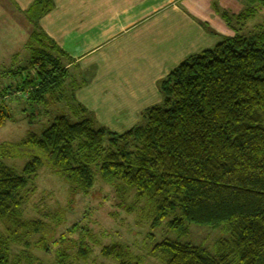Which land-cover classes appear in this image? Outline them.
<instances>
[{"label":"trees","instance_id":"obj_1","mask_svg":"<svg viewBox=\"0 0 264 264\" xmlns=\"http://www.w3.org/2000/svg\"><path fill=\"white\" fill-rule=\"evenodd\" d=\"M54 8L53 0H35L24 13L32 27L31 60L0 73V82L13 83L0 84V128L12 119L6 99L15 90L25 106L45 109L28 114L31 121L50 119L22 143L0 144V220L10 226L0 237V264H16L12 246L30 230L39 232L38 222L24 220L22 207L44 167L73 193H89L102 178L127 213L151 223L147 239L165 225L151 251L164 264H264V25L183 61L159 82L162 102L119 134L75 99L79 84L66 55L40 25ZM15 158L28 159L22 170L6 164ZM189 225H224L230 235L209 251L182 240ZM79 253L85 258L88 249ZM101 255L119 264L146 261L120 243L104 246ZM57 260L69 264L65 251Z\"/></svg>","mask_w":264,"mask_h":264},{"label":"crops","instance_id":"obj_2","mask_svg":"<svg viewBox=\"0 0 264 264\" xmlns=\"http://www.w3.org/2000/svg\"><path fill=\"white\" fill-rule=\"evenodd\" d=\"M34 1L13 0L28 24L25 49ZM53 1L40 25L66 55L75 99L119 134L162 102L159 82L183 61L264 25V0Z\"/></svg>","mask_w":264,"mask_h":264},{"label":"rangeland","instance_id":"obj_3","mask_svg":"<svg viewBox=\"0 0 264 264\" xmlns=\"http://www.w3.org/2000/svg\"><path fill=\"white\" fill-rule=\"evenodd\" d=\"M20 15L13 0H0V73L17 71L19 67L28 66L31 60V55L23 46L25 38H28V24ZM17 81L21 83L20 79ZM0 84L7 87L13 83L3 80ZM7 96V109L12 119L0 128V144L9 142L18 145L28 133H40L50 119L39 116L31 121L28 114L45 109L25 106L26 98L17 95L16 90ZM60 107L68 111L64 106ZM5 162L22 170L28 159H7ZM72 188L47 167L40 170L37 180L25 194L27 200L22 207L24 220L38 222L36 227L39 232L30 230L31 235L28 237L23 231L20 232L25 240L12 246V262L59 264L57 253L65 251L69 256V264H119L101 254L104 246L120 243L128 246L133 255L146 258L145 264H164L153 256L152 250L155 240L164 238L165 225L155 228V240L147 239L152 233L151 223H140L136 215L127 213L124 202L113 187L100 177H97L89 193H73ZM132 202L133 196L130 195L125 203ZM9 228L7 222L0 220V237L8 235ZM229 235L224 225L219 228L189 225V236L182 240L214 251L215 243ZM81 246L88 249L85 258L80 257Z\"/></svg>","mask_w":264,"mask_h":264}]
</instances>
